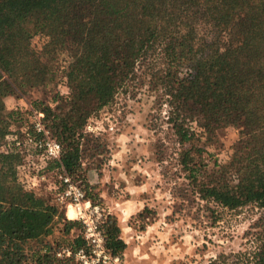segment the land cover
Instances as JSON below:
<instances>
[{"label":"trees","instance_id":"obj_1","mask_svg":"<svg viewBox=\"0 0 264 264\" xmlns=\"http://www.w3.org/2000/svg\"><path fill=\"white\" fill-rule=\"evenodd\" d=\"M38 34L45 54L67 58L69 93H56L54 106L31 104L62 145L49 170L63 168L77 180L88 119L118 93L147 85L167 107L179 165L199 198L232 210L264 209V0H0V264H75L57 249L84 244L82 226L60 215L51 192L21 181L23 155L5 141L18 115L5 103L16 93L12 81L20 76L19 84L34 85L50 73L30 47ZM223 125L246 133L248 149L222 167L232 178H208L209 152L199 141ZM80 185L104 205L87 182ZM58 222L65 235L79 233L48 242ZM103 230L109 251L124 259L127 243L114 215L107 213ZM209 264H264V235L253 248Z\"/></svg>","mask_w":264,"mask_h":264},{"label":"rangeland","instance_id":"obj_2","mask_svg":"<svg viewBox=\"0 0 264 264\" xmlns=\"http://www.w3.org/2000/svg\"><path fill=\"white\" fill-rule=\"evenodd\" d=\"M45 43L46 38L38 34L30 47L47 64L49 76L34 85L19 84L20 76L12 81L16 93L5 103L8 111L17 110L18 115L5 141L13 142L23 155L21 181L29 188L39 184L50 191L60 185L61 172L58 167L49 170L54 159L28 142L41 112L31 104L42 100L54 106L55 94L66 95L69 88L63 76L66 55L45 54ZM166 111L156 92L143 85L118 93L113 103L88 119L83 131L82 171L73 179L83 186L87 182L107 212L117 218L121 235L129 240L123 264H209L221 253L253 248L264 235V209L249 204L232 210L200 199L179 165V144ZM45 136L57 141L49 129ZM247 141L246 133L236 125L217 126L204 134L199 144L209 152L204 153L210 166L205 176L232 178L222 167L233 154L248 149ZM60 215L77 220L72 208V219L67 217L64 205ZM78 233L75 228L65 235L63 223L58 222L46 240L67 243Z\"/></svg>","mask_w":264,"mask_h":264},{"label":"built area","instance_id":"obj_3","mask_svg":"<svg viewBox=\"0 0 264 264\" xmlns=\"http://www.w3.org/2000/svg\"><path fill=\"white\" fill-rule=\"evenodd\" d=\"M43 117L44 113L40 112L34 125V131L43 135L40 137L28 134V142L36 148L44 149L47 157L59 159L62 152L61 144L45 136L46 127L42 122ZM8 144L15 145L11 141ZM16 144L22 145L21 142ZM60 172V185L53 186L50 191L57 204L66 207V215L69 219H72L69 215L70 208L74 209L76 214L74 218L82 226L84 244L78 248L63 245L57 249L56 255L59 258H72L75 264H123L124 259L121 255L113 254L107 248L103 230V222L108 213L105 206L87 198L85 190L63 168ZM31 188L39 189L40 185Z\"/></svg>","mask_w":264,"mask_h":264},{"label":"crops","instance_id":"obj_4","mask_svg":"<svg viewBox=\"0 0 264 264\" xmlns=\"http://www.w3.org/2000/svg\"><path fill=\"white\" fill-rule=\"evenodd\" d=\"M121 237H122L127 243H129V240H127L126 238H124L123 235H121Z\"/></svg>","mask_w":264,"mask_h":264}]
</instances>
